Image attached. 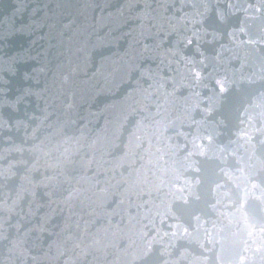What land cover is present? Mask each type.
<instances>
[{
    "label": "water",
    "instance_id": "water-1",
    "mask_svg": "<svg viewBox=\"0 0 264 264\" xmlns=\"http://www.w3.org/2000/svg\"><path fill=\"white\" fill-rule=\"evenodd\" d=\"M0 264H264V0H0Z\"/></svg>",
    "mask_w": 264,
    "mask_h": 264
}]
</instances>
